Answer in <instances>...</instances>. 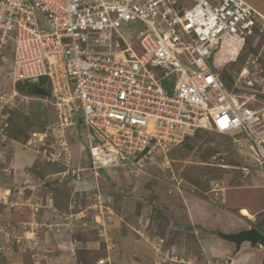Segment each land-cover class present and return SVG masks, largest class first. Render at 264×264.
Instances as JSON below:
<instances>
[{
  "label": "rangeland",
  "instance_id": "374dc122",
  "mask_svg": "<svg viewBox=\"0 0 264 264\" xmlns=\"http://www.w3.org/2000/svg\"><path fill=\"white\" fill-rule=\"evenodd\" d=\"M246 1L264 14V0ZM126 27L120 32L132 41L140 27ZM250 38L242 50L224 46L213 54L228 88L243 96L242 103L260 108L264 32ZM12 49L9 40L2 48L8 63L0 67V264H108L107 256L111 264H264V246L244 242L237 250L218 234L254 227L264 235V165L235 143L242 130H198L170 149L166 160L156 154L138 166L120 162L101 167L93 179L85 168L92 141L80 118L65 131L62 161L48 162L34 143L26 144L31 131L50 124L52 109L39 91L32 94L4 78ZM49 133L48 143L60 148ZM97 159L105 165L104 157ZM72 167L81 168L79 178L60 175ZM138 171L145 180L131 177ZM140 239L147 259L127 247Z\"/></svg>",
  "mask_w": 264,
  "mask_h": 264
},
{
  "label": "built area",
  "instance_id": "2783aa9c",
  "mask_svg": "<svg viewBox=\"0 0 264 264\" xmlns=\"http://www.w3.org/2000/svg\"><path fill=\"white\" fill-rule=\"evenodd\" d=\"M132 23L140 29L128 41L120 28ZM258 32L264 14L246 0H0V67L12 40L4 78L14 86L44 79L51 122L31 131L26 144L48 162L62 161L65 131L80 118L92 141L85 168L94 179L105 168L98 146L103 155L114 151L110 166H138L156 154L166 160L201 129L242 130L235 143L264 165V105L242 103L213 54L227 39ZM49 129L60 148L48 143ZM80 171L60 175L79 178Z\"/></svg>",
  "mask_w": 264,
  "mask_h": 264
},
{
  "label": "water",
  "instance_id": "95a60500",
  "mask_svg": "<svg viewBox=\"0 0 264 264\" xmlns=\"http://www.w3.org/2000/svg\"><path fill=\"white\" fill-rule=\"evenodd\" d=\"M42 95L48 97V91H42ZM218 234L225 240L233 242L236 245V249L240 248V245L244 242L250 243L251 246H264V235L258 229L249 227L239 230L237 232H220Z\"/></svg>",
  "mask_w": 264,
  "mask_h": 264
},
{
  "label": "trees",
  "instance_id": "16d2710c",
  "mask_svg": "<svg viewBox=\"0 0 264 264\" xmlns=\"http://www.w3.org/2000/svg\"><path fill=\"white\" fill-rule=\"evenodd\" d=\"M261 33H263V32H258L256 34L258 35V34H261ZM252 34L253 33H249L246 36H242V37L240 36V37H237V38L227 39L224 43H222L217 48L218 49H222V47L226 46L227 47V51L229 49L231 51H237V49L242 50L243 46L248 43V40H251L250 37L252 36ZM251 47H252V49H255L256 48L253 45ZM254 51H256V49ZM218 68L220 69V66H218ZM16 86L19 89H25L27 92H30L32 94H35V92L39 91L40 94H37V95H41L42 94L41 92L45 90L44 79H40L38 82H28V81L17 82L16 83ZM188 138H190V137H188Z\"/></svg>",
  "mask_w": 264,
  "mask_h": 264
},
{
  "label": "crops",
  "instance_id": "0c3cea01",
  "mask_svg": "<svg viewBox=\"0 0 264 264\" xmlns=\"http://www.w3.org/2000/svg\"><path fill=\"white\" fill-rule=\"evenodd\" d=\"M89 172H90V170H88ZM117 171V170H116ZM89 172H85L86 174H89L90 175V173ZM140 172L138 171L137 173H135V175H132L131 177H134V176H138V174H139ZM142 173H144L143 172V170L141 171V174ZM140 175V174H139ZM92 178H93V176H92ZM140 178H141V180H145V178H146V175H145V177H143V176H141L140 175ZM94 179V178H93ZM141 180H139V181H137V182H134V181H132V184L133 185H136L137 186V183H140L141 182ZM28 181H30V180H28ZM95 181V180H94ZM131 187V186H130ZM128 197V199H130V198H132L133 196L131 195V196H127ZM134 199H136V198H134ZM69 216H67L66 218H68ZM126 233H127V231L125 232V235H126ZM63 236H66V234H63ZM78 241V240H77ZM77 241H75V243H77L76 244V247L79 245V249L80 248H82V247H80V245H82L83 243H84V241L82 240H79V242H77ZM129 244H127V247H130V245H131V251H132V253H130V254H138L139 255V257H141V259H147V256H148V254L146 253V251L145 250H141L140 248H141V245H145V242H144V240L143 239H140V241H134V240H130L129 242H128ZM68 244V243H67ZM59 245V244H58ZM71 251H73V250H71ZM112 253H113V251H111ZM146 253V254H145ZM114 254H115V252H114ZM144 257H146V258H144ZM112 258L111 257H109V256H107V258L105 259V261L108 263V264H111V262H110V260H111ZM232 261H233V259H232ZM247 259H246V261H245V263H247ZM113 264H114V262H113Z\"/></svg>",
  "mask_w": 264,
  "mask_h": 264
},
{
  "label": "bare ground",
  "instance_id": "6f19581e",
  "mask_svg": "<svg viewBox=\"0 0 264 264\" xmlns=\"http://www.w3.org/2000/svg\"><path fill=\"white\" fill-rule=\"evenodd\" d=\"M222 49H224V47H222ZM222 49H221V52L220 53H222L223 51H222ZM219 53V54H220ZM215 62H216V64H217V61L215 60ZM218 65V64H217ZM219 66V65H218ZM99 148L98 149H102L103 148V146H98ZM98 149H94L93 151L95 152V155H97V157L98 156H101V157H104L105 159V165L104 166H106V167H110V165H108V163H106L107 162V159H108V157L109 158H111L112 160H114L115 162H116V158H114V155H115V153H114V151L112 150V149H109V151H108V153L106 154V155H103V154H100V151L98 150ZM98 160V159H97ZM99 161V163H104V161L103 162H101L100 160H98ZM243 214L245 215V216H249L250 217V213L247 211V210H244L243 211Z\"/></svg>",
  "mask_w": 264,
  "mask_h": 264
},
{
  "label": "clouds",
  "instance_id": "9594fccd",
  "mask_svg": "<svg viewBox=\"0 0 264 264\" xmlns=\"http://www.w3.org/2000/svg\"><path fill=\"white\" fill-rule=\"evenodd\" d=\"M201 130H203V129H201ZM220 134H222V133H220ZM109 163H110V162H108V165H109ZM105 167H106V166H105ZM111 167H112V166H111Z\"/></svg>",
  "mask_w": 264,
  "mask_h": 264
}]
</instances>
